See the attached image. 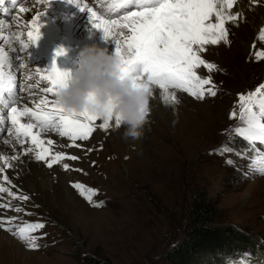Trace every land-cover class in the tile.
<instances>
[{"label":"rangeland","instance_id":"1","mask_svg":"<svg viewBox=\"0 0 264 264\" xmlns=\"http://www.w3.org/2000/svg\"><path fill=\"white\" fill-rule=\"evenodd\" d=\"M261 3L231 28L229 44L210 45L203 54L217 67L211 72L201 67L199 74L212 77L217 95L197 100L184 93L180 103L162 99L158 106L149 101L139 139L123 136V126L114 124L94 131L98 141L89 138L92 150L85 149L79 156L84 160L69 161L72 166L64 171L69 177L63 186L72 196L57 181L28 200L29 206L24 203L23 211L13 210L17 224L45 222L41 247L28 249L12 236L24 253L19 260L9 253L5 261L0 255V264H167L168 252L185 236L192 202L202 189L218 211L217 226L232 227L256 242L255 255L239 249L222 264H264V175H246L264 144H250L236 134L239 116L230 117L238 110L237 94L264 83V60L255 59V52L264 48L257 38L264 25ZM222 143L232 151H212ZM227 159L234 163L226 164ZM74 182L96 189L93 200L102 206H93L72 187ZM198 259L197 264H204L213 258L203 253Z\"/></svg>","mask_w":264,"mask_h":264},{"label":"snow or ice","instance_id":"2","mask_svg":"<svg viewBox=\"0 0 264 264\" xmlns=\"http://www.w3.org/2000/svg\"><path fill=\"white\" fill-rule=\"evenodd\" d=\"M35 2L43 10L37 9L19 30L12 31L9 28L5 34L6 22L0 20V41H3L0 43V107L6 110V117L0 114V122L6 120L11 125L8 128L10 138L3 140V144L12 145L13 151L16 144L31 145L11 155L0 149V193L6 192L8 196L20 201H28V195H17L12 187H6V184L12 185V181L8 175L3 174L6 169L17 167L13 162L19 161L21 155L33 154L36 160L43 161L49 168L62 162L65 170L70 169L67 161L78 159L77 155L54 151L53 139L43 138L42 133H58L60 137L71 140L76 148L81 147L78 141H89L85 147L91 151L89 138L98 141V137L93 135L94 131L108 130L112 124L117 128L121 126L119 115H110L107 121H103L87 110L70 112L62 108L57 101L58 90L66 85L71 73L58 68L55 60L50 67L34 68L30 73V76L37 79L28 88H38L41 95L38 100H33V106L27 103L20 106L14 85L15 77L11 72H6L5 67H11L13 60L17 63L22 59L28 60L29 46L40 37L41 17L45 14L49 0ZM71 2L80 11L87 13L93 29L102 31L105 39L111 38L115 42L114 54L122 72L133 74L139 86L147 89L151 97L154 89L158 88L166 104H176L182 99L177 90L197 100H203L206 95H217L218 87L212 77L199 74L201 67L209 72L217 67L207 61L203 54L210 45L230 43L231 28L244 18L242 4L245 0H111L107 4L100 0V9L96 7V0ZM261 2L264 0H247V6L250 8ZM3 3L4 0H0V4ZM16 3L17 0H12L13 5ZM27 12L29 8L21 3L19 13ZM257 38L264 41V25L258 29ZM17 44L19 46L15 47ZM252 47L256 48V40ZM9 51H14L15 55L10 57ZM64 51L63 48L57 49L56 55H63ZM20 53H25V57H20ZM255 59L264 60V48L255 52ZM41 81L46 84L41 86ZM237 96L235 103L238 110L234 108L230 112L231 118L239 116L240 125L234 128V132L250 144L257 141L264 144V83L252 91L238 93ZM148 109L149 105L145 110ZM226 131L230 135L233 129ZM212 151L223 154L232 149L222 143ZM225 163L232 165L234 162L227 159ZM253 174L264 175V152L253 159L246 173L249 176ZM72 187L93 206H102V201L93 200L96 189L80 182H74ZM10 207H14L16 212L23 211L19 205L0 204V208ZM13 220L12 216H0V229L11 232L28 249L41 247L38 241L46 235L41 232L45 222L38 220L13 225ZM240 264L247 262L241 261Z\"/></svg>","mask_w":264,"mask_h":264},{"label":"bare ground","instance_id":"3","mask_svg":"<svg viewBox=\"0 0 264 264\" xmlns=\"http://www.w3.org/2000/svg\"><path fill=\"white\" fill-rule=\"evenodd\" d=\"M4 1L8 5L9 0ZM109 2H111V0H107V3ZM21 3H23L25 7L29 8V12L19 13ZM98 3L99 1L96 0V5ZM242 7H244L243 14H247V11L250 9L247 6V0H245L242 4ZM37 9L43 10L36 4L35 0H19L18 4L15 7H12V10L9 11V17L4 18V21L6 22L5 34L8 33L9 28L12 31L19 30L22 25L31 19V16L35 14ZM112 15L115 16V13ZM14 17H18V19H14ZM0 20H2L1 17ZM41 25L39 39L34 44H31L27 50L28 60L22 59L19 63H17L16 60H13L11 67H5V71L11 72L15 77L14 85L20 101V106L25 103H27L28 106H33V100H38L41 95L38 88H28V85L34 84L37 79L34 76H30V73L34 71V68L46 69L50 67L53 60H55L58 68L67 70L72 75L75 72L80 52L86 45L96 44L106 48L110 53L114 54L115 52V42L111 38L105 39L102 31L93 29L88 21L87 13L80 11V9L77 8L71 0H49L45 14L41 17ZM0 43H3V41H0ZM18 46V44L15 45V47ZM60 48H63L65 51L63 55L58 56L56 55V52L57 49ZM7 50L8 48L6 46V51ZM14 55V51H9L10 57ZM20 57H25V53H20ZM45 84V81H41V86ZM157 92H159V90L154 89V94L150 98V105L155 104L158 100L159 102L162 100L160 95L156 96ZM177 92L179 96L181 95L186 97L184 92H180L179 90H177ZM30 93H35L36 95L33 96ZM159 102L155 105L158 106ZM0 114L5 115L6 117V110L3 109V107H0ZM10 126V122L6 120L0 122V149H3L6 154L11 155L22 151L24 146L30 147L31 145L26 144L22 146L16 144L15 151H13L12 145L3 144V140L10 138L8 132V128ZM41 135L43 138L53 139L54 143L52 147L54 151H64L68 155L74 154L78 156V161L84 160V157L79 156H81L85 151V145H88V141H79L78 143L81 144V147L76 148L73 146V142L71 140L67 137H60L58 133H42ZM67 162L70 166H72L71 162ZM13 163H15L17 167L15 169H6L3 174L9 176V179L12 181V185L6 184L5 186L12 187L13 191L17 194L23 193L28 195V200L32 201L34 197L38 196V193L42 188H50L57 185L65 188L63 185L66 186L69 175L65 173L66 171L62 166V162L49 168L43 161L36 160L33 154H23L21 155L19 161H15ZM58 166H60V168H57ZM52 170H54L53 172L58 175L56 179L52 176ZM57 181L59 183L55 185ZM65 189L69 192L70 196H72V190L67 187ZM5 203L19 205L22 209H24V203H27V201H22L21 203L20 200L8 196L5 192L3 195L0 194V204ZM29 205L30 204H28V206ZM13 210L14 207L0 208V216H12L15 220L16 216ZM14 220L13 225H16L17 223L14 222ZM12 236L11 232L0 229V255L4 257V260L6 257V260L10 259L9 253L12 255L14 254L13 256H15L16 259L20 258V256L24 253L22 252L19 243L16 239H13ZM7 243L9 247H7ZM6 250L10 252H7L4 255ZM22 262L24 263V261Z\"/></svg>","mask_w":264,"mask_h":264},{"label":"clouds","instance_id":"4","mask_svg":"<svg viewBox=\"0 0 264 264\" xmlns=\"http://www.w3.org/2000/svg\"><path fill=\"white\" fill-rule=\"evenodd\" d=\"M150 94L131 73H124L115 54L96 44L80 52L75 72L58 90L59 105L70 112L87 110L99 119L119 115L123 136L139 139L148 122Z\"/></svg>","mask_w":264,"mask_h":264},{"label":"trees","instance_id":"5","mask_svg":"<svg viewBox=\"0 0 264 264\" xmlns=\"http://www.w3.org/2000/svg\"><path fill=\"white\" fill-rule=\"evenodd\" d=\"M217 215L218 211L214 208L206 189L199 190L192 202L185 236L168 252L167 264H195L203 253H208L213 258L212 261H204V264H222L224 257L231 258V255L239 253V249L255 255L256 242L244 238L242 233L232 227L217 226Z\"/></svg>","mask_w":264,"mask_h":264}]
</instances>
